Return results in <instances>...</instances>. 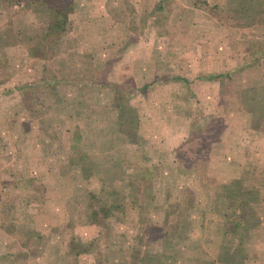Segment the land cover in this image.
Listing matches in <instances>:
<instances>
[{
    "label": "rangeland",
    "instance_id": "1",
    "mask_svg": "<svg viewBox=\"0 0 264 264\" xmlns=\"http://www.w3.org/2000/svg\"><path fill=\"white\" fill-rule=\"evenodd\" d=\"M73 1L53 40L46 13L0 0V264H264V181L213 165L226 140L236 158L242 129L264 153V118L256 136L245 109L264 117L261 70L206 75L217 94L194 98L198 58L183 71L172 56H203L206 36L230 40L238 59L261 50L244 25L258 0ZM180 116L184 139L160 149ZM236 200L248 202L244 226Z\"/></svg>",
    "mask_w": 264,
    "mask_h": 264
},
{
    "label": "crops",
    "instance_id": "2",
    "mask_svg": "<svg viewBox=\"0 0 264 264\" xmlns=\"http://www.w3.org/2000/svg\"><path fill=\"white\" fill-rule=\"evenodd\" d=\"M163 0H159L157 6H163ZM264 1V0H263ZM264 5V2H263ZM264 8V7H263ZM254 17L251 20V22L245 23L244 25H250V26H246L247 29L251 32H255L256 33H252L253 36H255L258 39H262L264 37V10L262 11H258L257 14H253ZM257 15V16H256ZM256 16V18H255ZM241 27V25H239ZM244 27V28H246ZM260 33V34H259ZM227 37V36H226ZM232 37V36H231ZM196 41V40H195ZM230 40H224L221 38L218 39H212L209 36H206V38L201 39L197 42L200 43V47H202V53L203 56H192V52L190 51H184L183 53H181L179 55V49H178V55H174L173 59H176L177 63L179 66L183 67V71L184 70H189L191 69L190 64H188L189 61L194 60L196 58H198V60L196 61L198 63V71L197 72H192V84L190 86V89L192 91V94H196V96H194V98L196 97H206L208 96L209 98L212 96V94H214L213 96L215 97L216 90H215V86H216V82L211 81L210 79L207 78L206 75L212 76V78H218L217 76H213L215 74H218L219 72H226L230 69H232L234 66L237 65V63H241L244 64V61H247L249 59V57H243V54L239 59L237 56H235V54H239V53H234L232 54V49L229 46ZM180 45V42L179 44ZM175 44L172 45V47H174ZM179 46H175L174 48H178ZM262 49L264 50V43H262ZM173 51V50H172ZM234 56L237 58H234ZM182 57V60H180V58ZM171 58V56H170ZM247 59V60H245ZM250 60V59H249ZM169 62V60H168ZM256 67L257 68H251L248 69L246 68L245 70L243 69H238L236 70H232L231 76L234 75L235 77H237L238 73H240V75H246L247 71L251 70L252 72L254 71H260L261 70V75L262 77H264V56L259 57L256 61ZM202 63V65H201ZM202 66V68H201ZM183 73V72H180ZM258 75V74H256ZM175 77H179V75H174ZM172 75V77H174ZM233 76V78H234ZM164 74L161 76V80H164ZM180 78H184L183 76H180ZM227 78V77H226ZM171 76H168L166 83L164 84L165 87H171L172 88V83H171ZM145 83V82H143ZM131 85V84H130ZM142 85V84H141ZM202 85H207L208 88H205L201 94V91L199 90V88ZM244 85V84H242ZM240 86L239 90L242 91L244 90V86ZM247 85V84H246ZM150 85L146 84L144 85V87L148 90L147 87H149ZM195 87H197L195 89ZM247 86H245L246 88ZM254 87V86H253ZM256 91V87H254ZM182 94V93H181ZM179 95V94H178ZM185 97H182V99L179 100L178 102V109L181 108V106H184V110H186L185 107H188L185 105L186 101L190 98L189 95L184 94ZM177 96V95H176ZM180 96V95H179ZM214 97H212L214 99ZM211 98V99H212ZM217 98V96H216ZM173 99V96H168L167 100H171ZM211 99L208 101L210 102ZM155 101V100H154ZM157 103V102H156ZM154 105V102L152 103ZM156 105V104H155ZM159 103L156 105V109L158 108ZM165 107L168 108V104H165ZM243 106L241 104L240 108L238 109H231L230 110V115L226 118L225 116V125H227V123L232 122L233 123V119H229V117L234 113L233 111L236 110V112L238 113H242L244 112V108L241 109ZM212 108L214 109L213 111H215V109H217V103L214 102V104L212 105ZM246 111L248 113V117L249 120L246 123L248 125V128H252L251 130L252 132H255L256 136H258L257 132H260L259 130H261L262 128V124L263 121H259L257 123L254 122L253 120V114L251 111H249L248 108H246ZM248 109V110H247ZM161 110V109H159ZM155 112L157 113V118L159 117V112H157L155 110ZM162 117V116H160ZM178 117V116H177ZM161 119V118H159ZM180 123L178 122V124L175 122H173L172 127L173 130L171 132V135H164L165 137L161 136L159 139H165V143L164 145L162 144L160 146V149H166L168 151L169 148V141L174 142V139H176L177 142H180L183 138V135L185 134L188 125H186L184 122V117L180 116ZM190 127V126H189ZM193 130H189L190 133H193L194 135H198L197 138H199L201 130L203 128H205V124H202V122L200 120H196L192 122V127ZM163 131V130H162ZM165 133H168L167 131H163ZM249 133V131H246L242 129V132H240V135H237L236 137H234V139L236 140V147L235 149L238 150L240 153L236 156H233V142L232 144H229V141L226 140L225 146L223 147L225 153H229V154H224L222 156L221 153H219V155H217V157H214L215 159H221L222 156V160L216 162V164L214 163L213 165L215 166L214 168V173L216 174V176H224V179L226 178H230V179H236L238 178L240 175H255L256 179H262L264 181V153H258V151H256V148H259V144L260 141L258 139V137H256V146L255 148L253 147L254 142L250 140L249 136L247 135ZM181 137V140L178 137ZM158 139V142H159ZM222 140H224V136H220L219 140L216 141V143L222 142ZM233 141V140H232ZM252 144V146L250 145ZM215 149L216 152V147L214 145V143L211 144L210 146V151H209V157L210 159L212 158L211 156V152ZM255 149V150H254ZM199 163V162H198ZM212 164V163H211ZM217 166V168H216ZM189 170H183L182 169V173H189ZM209 173L206 174H213L212 173V166L208 167L207 170ZM179 172V171H178ZM204 171H195L196 174H202ZM194 173V174H195ZM229 179V181H230ZM262 182L260 181L261 184ZM192 189V188H191ZM257 190H264V186L256 188ZM259 204V202H258ZM264 205V204H263Z\"/></svg>",
    "mask_w": 264,
    "mask_h": 264
},
{
    "label": "trees",
    "instance_id": "3",
    "mask_svg": "<svg viewBox=\"0 0 264 264\" xmlns=\"http://www.w3.org/2000/svg\"><path fill=\"white\" fill-rule=\"evenodd\" d=\"M15 1L17 0H9V4L12 5ZM23 1V0H21ZM263 0H258V3H256V9L253 11L255 14H257V12L260 10H264V5H263ZM23 6L25 7H29L34 11H42L43 13H46L47 15V24H48V28H47V32L48 34H50L53 37V40L58 38V35L60 32H62L63 30H65L67 28V24H68V14L73 11L74 9V1L73 0H24V5L20 6V10H22ZM254 15H252L250 18L251 20L253 19ZM246 22H251V20H249V16H246ZM237 46H234V52H237V50L235 49ZM249 47H252L251 44H246L245 43V52H247V50H249ZM250 55V57H249ZM249 57L250 60L244 61L245 63H256L254 61H256L259 57L264 56V50H253V51H249L248 53H246L245 55H243V57ZM240 62V61H239ZM239 62L237 63L236 66H234V68H232L231 70L227 71V72H221L218 74H215L213 76H225L228 75L230 71L232 70H238L240 69L243 65L246 64H242L239 65ZM249 90H253L254 87L252 86H248ZM243 92H245V90H243ZM244 94V93H243ZM253 96H255V94H252ZM252 96V97H253ZM251 97V96H250ZM251 97V98H252ZM260 110H258V108H254V119L258 118L259 121H261L264 117L262 116V108L259 107ZM235 204L238 205V207H243V210H241L239 213L241 214V218H240V222L243 223V226L245 224V220L243 221V214L247 212V209L245 208V205H247V201H235ZM162 232L159 233V236L161 235L162 237L165 235L161 234ZM156 236V235H155ZM164 238V237H163ZM166 239V238H164ZM86 251V250H84ZM133 253L136 250H132ZM135 260V259H134ZM135 264V261H134ZM211 264H222L221 262H212ZM223 264H227V263H223Z\"/></svg>",
    "mask_w": 264,
    "mask_h": 264
}]
</instances>
